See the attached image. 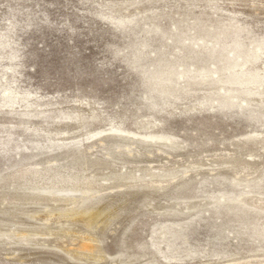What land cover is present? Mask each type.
<instances>
[{
  "label": "rangeland",
  "instance_id": "rangeland-1",
  "mask_svg": "<svg viewBox=\"0 0 264 264\" xmlns=\"http://www.w3.org/2000/svg\"><path fill=\"white\" fill-rule=\"evenodd\" d=\"M0 264H264V0H0Z\"/></svg>",
  "mask_w": 264,
  "mask_h": 264
},
{
  "label": "bare ground",
  "instance_id": "bare-ground-1",
  "mask_svg": "<svg viewBox=\"0 0 264 264\" xmlns=\"http://www.w3.org/2000/svg\"><path fill=\"white\" fill-rule=\"evenodd\" d=\"M79 167H81V166H79ZM71 168H72V166H71ZM69 171L71 172L70 169H69ZM16 179H17V177H16ZM41 181H42V179H41ZM44 181H45V179H44ZM14 182H15V180H14ZM49 182H51V181H49ZM39 185H41V183ZM47 185L48 186L45 187V188H42V187L40 188V187L36 186L34 183L30 182V180L28 181L26 179L25 181H23V188L26 191L28 190L29 194L33 195V196L34 195L35 196L46 195V196H50L51 197L57 191H64V190H71L73 192L74 191H81L82 192L81 203L85 202L86 198L88 197V192L91 191V188H92L91 185H93V184H92L91 180H89L87 182H83V180L80 179L78 175L74 174V175H71V176L66 177V178H64V177L56 178V180H53L51 183H47ZM77 205H79V204H77ZM77 209L78 208H76V210Z\"/></svg>",
  "mask_w": 264,
  "mask_h": 264
}]
</instances>
